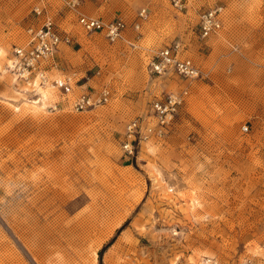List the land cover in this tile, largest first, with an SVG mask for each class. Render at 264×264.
<instances>
[{"label": "rangeland", "instance_id": "1", "mask_svg": "<svg viewBox=\"0 0 264 264\" xmlns=\"http://www.w3.org/2000/svg\"><path fill=\"white\" fill-rule=\"evenodd\" d=\"M100 1L80 13L121 18L123 38L86 32L76 12L49 1L72 43L46 85L7 69L36 23L34 1L0 5V264H264V0H182V10L171 0ZM216 5L222 26L202 39L198 14ZM175 40L202 78L148 73L153 51ZM73 73L70 93L52 85ZM37 85L53 87L46 104ZM184 85L166 133L125 154L127 124ZM104 86L107 102L72 108Z\"/></svg>", "mask_w": 264, "mask_h": 264}, {"label": "built area", "instance_id": "2", "mask_svg": "<svg viewBox=\"0 0 264 264\" xmlns=\"http://www.w3.org/2000/svg\"><path fill=\"white\" fill-rule=\"evenodd\" d=\"M4 0H0V3ZM32 12L37 19L36 25L28 26L23 45H14L8 70L19 79L32 81L39 79L41 85L50 80L48 68L56 65V57L62 44L72 43L69 34L63 32L54 20L50 9V0H33ZM66 8L77 13V23L86 32H102L108 40L116 41L123 38L126 24L119 18L104 21L98 17L89 16L79 11L80 0H60ZM106 1V0H102ZM171 4L182 10V0H171ZM139 18L145 17V9L138 12ZM223 7L216 5L202 10L198 14L197 27L200 38L204 39L220 30L222 26ZM138 24L135 25L138 28ZM148 73L157 77L172 76L182 82L191 83L202 78V70L187 55L183 41H172L153 51L148 64ZM73 74H64L61 78L52 80L53 86L68 94L72 90ZM189 92L187 85L178 91L167 92L155 96L150 101L149 114L145 118L130 121L125 130L126 139L122 148L125 154L134 156L137 145L147 139L161 138L173 124L175 116L186 101ZM110 98V90L104 86L94 93L75 96L72 100L74 110H86L105 103ZM244 131L246 126L242 127ZM245 264H253L247 260Z\"/></svg>", "mask_w": 264, "mask_h": 264}, {"label": "bare ground", "instance_id": "3", "mask_svg": "<svg viewBox=\"0 0 264 264\" xmlns=\"http://www.w3.org/2000/svg\"><path fill=\"white\" fill-rule=\"evenodd\" d=\"M12 50H13V48H12ZM10 61V60H9ZM10 63V62H9ZM8 65L9 64H7V69H8ZM9 71V70H8ZM17 79V78H16ZM38 86V85H37ZM39 87V86H38ZM38 90V89H37ZM40 94H39V96H41L40 98L42 99V101H44V100H47V99H49L51 96H52V92H51V90H50V88H47V87H42V86H40L39 87V91H38ZM54 92V91H53ZM50 99H52V98H50ZM146 145L143 147V149L144 150H146Z\"/></svg>", "mask_w": 264, "mask_h": 264}, {"label": "crops", "instance_id": "4", "mask_svg": "<svg viewBox=\"0 0 264 264\" xmlns=\"http://www.w3.org/2000/svg\"><path fill=\"white\" fill-rule=\"evenodd\" d=\"M10 1V0H9ZM8 2V0H4L3 2H1L0 3V5H3V4H6ZM80 2L82 3V4H85L86 5V2L88 3V2H90V3H92V4H94V5H99V6H101L102 4H104L103 2H101L100 0H80ZM12 4V3H11ZM13 4H15V3H13ZM93 11L92 10H89L88 11V13H92ZM87 15H89L90 16V14H87ZM37 19H36V23L34 24V25H36L37 24ZM36 83V82H35ZM34 83V84H35ZM36 85V84H35ZM43 87V86H42ZM47 88H50V87H47ZM53 88V87H52ZM52 88H50V90L52 89ZM53 90V89H52ZM41 99V98H40ZM36 101V100H35ZM46 101L47 100H44V101H42V99H41V103L43 102V103H45L46 104ZM37 102V101H36Z\"/></svg>", "mask_w": 264, "mask_h": 264}]
</instances>
